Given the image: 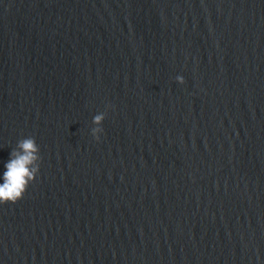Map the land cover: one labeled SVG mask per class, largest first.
I'll list each match as a JSON object with an SVG mask.
<instances>
[{
    "label": "water",
    "instance_id": "95a60500",
    "mask_svg": "<svg viewBox=\"0 0 264 264\" xmlns=\"http://www.w3.org/2000/svg\"><path fill=\"white\" fill-rule=\"evenodd\" d=\"M27 137L0 264H264V0H0V177Z\"/></svg>",
    "mask_w": 264,
    "mask_h": 264
},
{
    "label": "clouds",
    "instance_id": "9594fccd",
    "mask_svg": "<svg viewBox=\"0 0 264 264\" xmlns=\"http://www.w3.org/2000/svg\"><path fill=\"white\" fill-rule=\"evenodd\" d=\"M176 80L183 84L184 78L177 76ZM112 107V105H108ZM105 113H99L93 117L91 133L99 141L101 127ZM40 149L34 137L22 138L18 141L16 148L10 153V159L5 164L2 183H0V204H15L24 197L29 185L33 183L39 172L41 156Z\"/></svg>",
    "mask_w": 264,
    "mask_h": 264
}]
</instances>
